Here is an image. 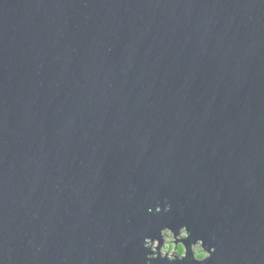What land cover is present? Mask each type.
Wrapping results in <instances>:
<instances>
[{
  "label": "water",
  "instance_id": "obj_1",
  "mask_svg": "<svg viewBox=\"0 0 264 264\" xmlns=\"http://www.w3.org/2000/svg\"><path fill=\"white\" fill-rule=\"evenodd\" d=\"M181 223L264 264V0H0V264H168Z\"/></svg>",
  "mask_w": 264,
  "mask_h": 264
},
{
  "label": "clouds",
  "instance_id": "obj_2",
  "mask_svg": "<svg viewBox=\"0 0 264 264\" xmlns=\"http://www.w3.org/2000/svg\"><path fill=\"white\" fill-rule=\"evenodd\" d=\"M166 201V197L164 198ZM149 211H152L150 208ZM156 211H160V206L156 205ZM188 225L181 223L175 229L168 225L159 227L157 235H145L142 240V248L147 249L144 253L146 260L159 259L167 261L168 264H203L209 259L215 247L205 246V241L201 237L189 240Z\"/></svg>",
  "mask_w": 264,
  "mask_h": 264
}]
</instances>
